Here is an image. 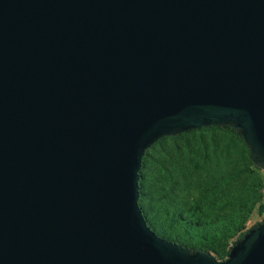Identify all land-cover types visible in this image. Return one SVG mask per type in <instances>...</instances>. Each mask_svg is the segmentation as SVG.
<instances>
[{"label": "water", "instance_id": "water-1", "mask_svg": "<svg viewBox=\"0 0 264 264\" xmlns=\"http://www.w3.org/2000/svg\"><path fill=\"white\" fill-rule=\"evenodd\" d=\"M235 130L264 171V0H0V264H264L148 227L145 152Z\"/></svg>", "mask_w": 264, "mask_h": 264}, {"label": "trees", "instance_id": "trees-1", "mask_svg": "<svg viewBox=\"0 0 264 264\" xmlns=\"http://www.w3.org/2000/svg\"><path fill=\"white\" fill-rule=\"evenodd\" d=\"M139 177V206L148 227L218 261L264 222V171L229 127L161 138L145 152Z\"/></svg>", "mask_w": 264, "mask_h": 264}]
</instances>
